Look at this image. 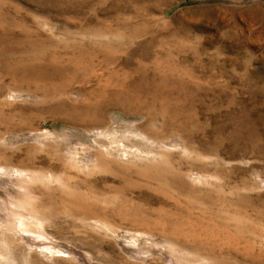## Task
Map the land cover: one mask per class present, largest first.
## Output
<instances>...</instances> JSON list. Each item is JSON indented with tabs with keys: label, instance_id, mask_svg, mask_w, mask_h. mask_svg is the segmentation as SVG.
<instances>
[{
	"label": "rangeland",
	"instance_id": "rangeland-1",
	"mask_svg": "<svg viewBox=\"0 0 264 264\" xmlns=\"http://www.w3.org/2000/svg\"><path fill=\"white\" fill-rule=\"evenodd\" d=\"M0 264H264V0H0Z\"/></svg>",
	"mask_w": 264,
	"mask_h": 264
}]
</instances>
